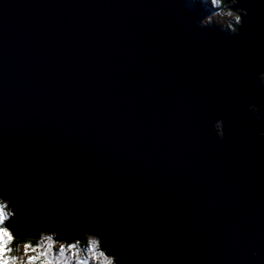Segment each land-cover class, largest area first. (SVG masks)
I'll list each match as a JSON object with an SVG mask.
<instances>
[{
    "label": "water",
    "instance_id": "95a60500",
    "mask_svg": "<svg viewBox=\"0 0 264 264\" xmlns=\"http://www.w3.org/2000/svg\"><path fill=\"white\" fill-rule=\"evenodd\" d=\"M184 4L0 0V189L21 231L91 229L119 264H264V119L247 111L264 0H238L234 38Z\"/></svg>",
    "mask_w": 264,
    "mask_h": 264
},
{
    "label": "clouds",
    "instance_id": "9594fccd",
    "mask_svg": "<svg viewBox=\"0 0 264 264\" xmlns=\"http://www.w3.org/2000/svg\"><path fill=\"white\" fill-rule=\"evenodd\" d=\"M203 3V8L197 0H191L188 5L184 4L195 16V27L219 31L229 38L240 35L242 17L246 18L249 12L247 8L237 6L238 0H203ZM256 79L264 88V71L257 72ZM247 111L251 114L253 124L264 119V96L259 98L258 104L249 103ZM184 123L187 126V121ZM211 128L217 139L225 138V124L222 118L214 117ZM257 135L259 143L264 144V131H259ZM3 203L4 201L0 200V264H118V258L99 248L98 237L88 231L77 235L71 241L57 240V233L43 230L30 237L10 236L9 231L3 227L6 211L2 207ZM12 215L11 208L7 209V216Z\"/></svg>",
    "mask_w": 264,
    "mask_h": 264
},
{
    "label": "snow or ice",
    "instance_id": "6c2138e0",
    "mask_svg": "<svg viewBox=\"0 0 264 264\" xmlns=\"http://www.w3.org/2000/svg\"><path fill=\"white\" fill-rule=\"evenodd\" d=\"M242 23H243V21H242ZM0 200L4 201L2 207L6 210L5 211V221H4L3 227L9 231L10 236H12V237H21V236L30 237V236H35L37 234V232L40 231V230H38L35 232H23L20 230L19 221L17 219L19 213L14 211L15 205L13 204L11 195L7 190L0 189ZM9 208H11V210L13 212V215L11 217L7 216V209H9ZM43 231L57 233L56 239L62 240V241L74 240L76 238V236L79 235V234H75V235H71V236L61 235L60 229L57 227H46L43 229ZM84 231L94 233V235L96 237H98V247L105 249V251L109 255L117 257L114 253H111L108 248L102 247L103 246V239H102L101 235L93 232L91 229H86ZM73 247H75V245H73ZM101 255L103 256L104 253H101ZM118 264H119V259H118Z\"/></svg>",
    "mask_w": 264,
    "mask_h": 264
},
{
    "label": "rangeland",
    "instance_id": "374dc122",
    "mask_svg": "<svg viewBox=\"0 0 264 264\" xmlns=\"http://www.w3.org/2000/svg\"><path fill=\"white\" fill-rule=\"evenodd\" d=\"M184 1H185L186 4H188V3L190 4V2H191V0H184ZM197 2H200L202 4V6L205 7V4L203 3V0H197ZM212 10L215 11V9H212Z\"/></svg>",
    "mask_w": 264,
    "mask_h": 264
},
{
    "label": "trees",
    "instance_id": "16d2710c",
    "mask_svg": "<svg viewBox=\"0 0 264 264\" xmlns=\"http://www.w3.org/2000/svg\"><path fill=\"white\" fill-rule=\"evenodd\" d=\"M200 4V7L203 8L202 4L200 2H198ZM189 4V3H188Z\"/></svg>",
    "mask_w": 264,
    "mask_h": 264
}]
</instances>
